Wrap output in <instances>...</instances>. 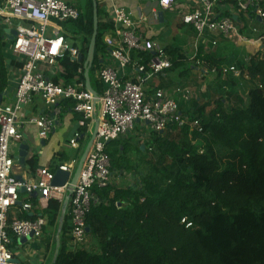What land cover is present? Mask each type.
Masks as SVG:
<instances>
[{"label": "trees", "instance_id": "1", "mask_svg": "<svg viewBox=\"0 0 264 264\" xmlns=\"http://www.w3.org/2000/svg\"><path fill=\"white\" fill-rule=\"evenodd\" d=\"M98 2L99 33L90 77L92 88L101 94L102 85L93 74L106 61L104 37L111 25L104 21L108 16ZM75 6L82 14L69 23L76 39L85 37L82 46L77 41L74 44L80 45L82 60L73 62L66 55L54 78L56 83L62 80L68 84L79 77L94 31L93 1H80ZM249 14L253 16L252 10ZM7 45L0 27V95L8 91L11 80ZM165 52L173 69L182 68L192 56L177 49ZM140 56L146 62L150 55ZM199 56L217 75L215 107L207 111L206 105L187 113L193 121H200L198 129L191 131L186 125L153 134L159 158L147 161V174L135 184L94 187L97 202L87 224L90 237L97 241L96 248L72 249L70 217L66 215L55 264H264V42L263 52H257L248 62H238L239 69L249 75L248 82L224 76L226 60L203 50ZM80 78L85 80L84 74ZM241 81L250 84L249 103L245 105L240 99L239 105L230 106L227 96L238 94ZM73 105L71 101L64 104V113ZM131 141L121 138L109 147L113 172L133 170L130 154L147 148ZM38 162L37 155L27 161L32 173ZM62 207L63 203L51 200L46 211L47 227L55 234ZM18 217L32 219L34 215L23 213ZM188 224L192 226L188 228Z\"/></svg>", "mask_w": 264, "mask_h": 264}, {"label": "built area", "instance_id": "2", "mask_svg": "<svg viewBox=\"0 0 264 264\" xmlns=\"http://www.w3.org/2000/svg\"><path fill=\"white\" fill-rule=\"evenodd\" d=\"M102 1L108 16L104 21L111 27L104 37L109 61H105L104 66L95 73L102 85L101 94L97 93L98 103H95L96 97L87 91L85 80L80 78L84 69H79V77L71 83L54 81L59 74L61 60L66 55H70L73 62L80 59V45L75 46L76 41H73L76 36L63 26L77 21L82 14L80 9L65 0H6L0 8V19L5 26L11 27L16 21L14 29L17 36L13 41V52L22 65L13 100L0 105V264H15V248L20 249L30 241L44 237L48 226L46 211L49 202L57 200L63 203L70 183L54 186L56 174L62 171L73 175L79 161L72 159L57 170L41 168L33 180H19L15 174L17 159L12 146L25 144L26 128L37 127L39 137L47 139L59 125L64 104L71 101L74 105L70 112L78 117V129L70 139L69 146L80 151V141L89 132L93 133L95 121L99 119L97 136L67 208L71 227L69 244L76 250L83 249L89 242L87 217L97 202L94 187L106 188L114 183L115 178L125 177L123 172L112 171L108 153L110 144L134 131L137 122L146 123L154 134L186 125L191 131L200 127L199 120L193 121L181 112L179 103L169 92L156 88L149 93L150 83L173 69L170 56L146 37L141 22L122 5L121 0ZM149 2L163 11L172 9L178 0ZM226 3H234L240 13L249 14L252 10L264 22V7H258L257 0H194L183 21L196 32L194 53L190 60L197 67H206L199 56L202 44L205 42L213 48L218 45L216 39L210 41L208 36L234 37L241 42L247 40L237 31L231 18H217V6ZM150 11V19L159 21L157 9ZM141 54L150 55L146 62ZM222 73L237 81L250 79L247 73L239 69L238 63L223 66ZM241 86H244L243 81L240 82ZM176 92L184 101H190V88H179ZM36 99H40L48 111L27 117L25 111ZM152 150L148 148V151ZM35 194L37 197H34ZM23 213H30L34 218L20 219L18 215ZM191 226L187 225L188 228ZM29 237L31 240L26 244H19L20 239Z\"/></svg>", "mask_w": 264, "mask_h": 264}, {"label": "crops", "instance_id": "3", "mask_svg": "<svg viewBox=\"0 0 264 264\" xmlns=\"http://www.w3.org/2000/svg\"><path fill=\"white\" fill-rule=\"evenodd\" d=\"M122 5L130 10L136 20L141 22V29L146 34V37L155 43L160 49L165 51L179 50L180 53H184L187 56H191L194 53V45L196 42V32L193 27L183 21V17L189 12L191 5L194 0H178L177 4L169 10H161L154 4H151L149 0H121ZM6 0H0V8L5 4ZM77 2H68L76 5ZM262 3V4H261ZM257 6L260 8L264 7V0H257ZM156 8L159 15L163 14L162 19L159 21H153L151 17V9ZM217 18H231L237 28V31L243 36L247 37L245 42H241L234 37H214L213 35L208 36V40L217 41V47L213 48L211 45H207L205 42L200 47L201 50L208 52L219 60H226L228 64L232 65L238 62L246 61L254 56L257 52H260L263 47L262 37L264 36V22L253 14L240 13L234 3L219 4L216 9ZM16 21L13 26H5L0 19V27L4 30V39L8 42L5 50V56L9 64L10 70V87L8 89L7 96L4 97L2 104L10 103L15 95L17 87V81L21 74V68L17 65L20 64L19 58L13 52V41L8 40V30L14 29ZM158 26V27H157ZM150 28V29H149ZM151 30V31H150ZM150 31V33H149ZM256 31V32H255ZM238 42H236V41ZM10 51H8V49ZM208 49V50H207ZM135 61H137V58ZM109 58H106L108 63ZM181 69L178 76L175 74L176 69L168 70L164 75L159 77L156 81L150 83L149 93H152L154 89H164L170 93L179 103L180 110L186 114L193 112L200 107L206 106L210 98L214 101L211 103L210 109L215 107V101L218 96L215 95L216 77L214 71L207 69L206 67H197L190 59L185 62V65ZM215 74V75H214ZM190 88L192 96L190 101H184L181 96L176 92L179 88ZM209 106H207L208 108ZM48 111L47 107L43 104L40 99H36L34 103L25 111L27 117L40 115ZM77 115L67 112L63 113L60 117L59 125L50 134V136L43 140L39 137L38 129L36 127H28L25 130V144L29 146L28 155L26 157V166L19 165L18 161H15V174L18 178L25 180H33L37 176V171L41 168H49L57 170L59 166L64 163H69L72 159H77L80 151L73 150V153H68L67 148L69 147V141L77 131ZM139 123V122H138ZM168 131V130H167ZM68 134V136H67ZM138 136L142 133L139 132ZM84 137L83 140L87 138ZM146 136V135H145ZM123 140H129L127 136L122 138ZM132 140L131 142H133ZM135 143V141L133 142ZM68 147H67V146ZM80 145L83 142L80 141ZM21 144L12 146V152L15 157L19 155ZM39 159L38 168L35 173H32L28 166L27 161L36 156ZM66 159V160H65ZM79 159V158H78ZM122 178V177H121ZM120 178V179H121ZM118 178L114 179L112 185H121V180ZM44 248L41 249V253L47 252L48 242L46 239L42 240ZM26 246V245H25ZM24 246V247H25ZM24 247L17 249V251L23 250ZM33 256V257H32ZM37 255L32 254L30 257L24 256L19 264H40L36 259ZM15 260H17L15 258Z\"/></svg>", "mask_w": 264, "mask_h": 264}, {"label": "rangeland", "instance_id": "4", "mask_svg": "<svg viewBox=\"0 0 264 264\" xmlns=\"http://www.w3.org/2000/svg\"><path fill=\"white\" fill-rule=\"evenodd\" d=\"M65 1L66 2H70V1L77 2L79 0H65ZM80 1H81V3H84L87 0H80ZM100 2L102 3V6H103V1L100 0ZM103 8H104V6H103ZM63 26L66 29V31L70 32L71 34H74L75 29L71 25V23H65V24H63ZM150 31H149V33H150ZM50 32H51V29L49 30V33ZM247 37L250 38L249 36H247ZM84 39H85V37L81 36V37L77 38L75 41H77L82 46ZM234 39H236V38H234ZM236 42H238V41H236ZM7 49H8V51H10L9 48H7ZM191 55H193V54L191 53ZM180 70L181 69L175 70L176 76H178ZM93 78L96 79V75L93 74ZM156 80H154V81H156ZM247 82H246V85L244 84V86L240 87V89L238 90V94H235L236 96L234 95L235 97L230 96V95L227 96L228 101H229L228 103L230 106L239 105L240 99H242L245 102V105L249 103L248 93H249V89H250V84H247ZM213 101H214V99L212 100L210 98L209 102L206 104L207 106H209L207 108V111H210L211 103ZM36 129H37V127H36ZM139 132L142 133L141 136H138ZM90 133L91 132H89V135L87 136V138L85 140H83V147L84 148L81 150V153H83V151H84V149L88 143V140L90 139V137L92 135V133H91V135H90ZM153 134H154L153 131L151 130V128L146 123H143V122L138 123L137 122L135 124L134 131H132L130 134L127 135L128 138L135 141L134 144L137 145L138 147L139 146H146L147 148H144L141 153L136 152L134 154H130V157H131L133 165H134V169L130 170V171L127 170V171H124L122 173V175H125V177L123 176L120 179L121 180L120 186L127 187L129 185L135 184L138 181V179L143 178L147 174V172H148L147 161H152V160L157 161L158 160V158H159L158 150H157L156 146L153 145V143H152L153 142V138H152ZM67 136H68V134H67ZM109 147L113 148L114 145L110 144ZM148 148H152L153 150L148 151ZM67 152L73 153L72 148L71 147L67 148ZM81 155L82 154H80V157L78 160H80ZM45 232H46V234H44V237L42 238V240L46 239V241H49V243H50L47 252L41 253V249L44 248L45 245L43 242H41L40 239L39 240L37 239V240L30 241L24 247L23 250L17 251L18 248H15L14 252H15L16 259L19 261H22L23 260L22 258L24 256L30 257L32 254H34V255H37L36 259L39 261L40 264H52L53 258H54V253L56 250V246L54 245V243L56 242L57 233L55 234V230L53 228H50V227H47ZM96 243H97V241L93 237H90L89 242L86 244V246H84L83 249L94 250L96 248Z\"/></svg>", "mask_w": 264, "mask_h": 264}, {"label": "water", "instance_id": "5", "mask_svg": "<svg viewBox=\"0 0 264 264\" xmlns=\"http://www.w3.org/2000/svg\"><path fill=\"white\" fill-rule=\"evenodd\" d=\"M92 1H93L94 31H93V35H92V38L90 41L87 59L84 62V78H85L87 91L91 92L96 97L95 103H98V95L94 91V89L92 88L90 72H91V69L93 68V64H94V60H95L96 43H97V37H98V33H99V2H98V0H92ZM159 17L162 19L163 14L160 13ZM6 33H8V40L9 41H14L15 37L17 36L16 29L8 30ZM81 60H82V55L80 56L79 61H81ZM5 96H7V93L0 95V105H2V102H3V99ZM98 126H99V119H96L93 133H92L90 139L88 140V143H87V145H86V147H85V149L81 155V158L78 162V165L76 167L74 174L71 175L69 172L65 173L62 171H58L56 174V179L53 182L54 186H64L66 183H68L70 181L69 186H68L67 195H66L64 202H63L61 216L59 219L58 231H57V235H56V250L54 253V258H53L52 264H55L58 260V257H59L60 249H61V234L63 231L64 222H65L66 215H67V208L69 206L70 198H71V196L74 192V189L78 183V180L80 178L83 166L87 160L90 149L92 148L94 140L97 136ZM28 151H29V146L26 144H22L20 146L19 155L16 157L19 165H21L23 167L26 166V157L28 155ZM19 180H21V178H19ZM34 197H37V194H35ZM87 231L89 234L91 233V229L89 227H88ZM30 240H31V237H29L28 239L22 238L19 240V244L24 245ZM14 262H15V264L20 263L18 260H15Z\"/></svg>", "mask_w": 264, "mask_h": 264}]
</instances>
